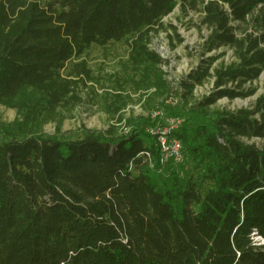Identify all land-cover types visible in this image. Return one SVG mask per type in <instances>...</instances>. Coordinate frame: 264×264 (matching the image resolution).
I'll return each instance as SVG.
<instances>
[{
    "label": "trees",
    "instance_id": "trees-1",
    "mask_svg": "<svg viewBox=\"0 0 264 264\" xmlns=\"http://www.w3.org/2000/svg\"><path fill=\"white\" fill-rule=\"evenodd\" d=\"M197 2L0 0V104L18 111L0 122V264H264V143L253 141L264 138V84L249 108L214 107L257 93L264 0H201L202 61L174 88L150 43L177 4ZM114 41L128 44L139 86L177 99L166 115L182 121L169 134L181 160L163 161L160 117L128 120L126 133L43 132L91 79L86 51ZM221 48L234 59L212 67Z\"/></svg>",
    "mask_w": 264,
    "mask_h": 264
},
{
    "label": "rangeland",
    "instance_id": "rangeland-1",
    "mask_svg": "<svg viewBox=\"0 0 264 264\" xmlns=\"http://www.w3.org/2000/svg\"><path fill=\"white\" fill-rule=\"evenodd\" d=\"M50 1L40 0L42 5ZM197 1V9L191 8L187 3L186 10H183L180 4H177L174 10L163 19L167 29L155 34L150 43L151 49L166 60L161 68L165 78L174 88L177 87V81L183 75L201 64V46L205 36L210 32L203 24L202 2ZM169 24H173L176 31L169 28ZM238 33L240 34L239 30ZM215 54H219L220 57L213 62L212 67L228 64L234 59L232 50L229 48H221L208 53L207 56ZM128 58L129 46L125 41H114L104 46L92 44L85 54L91 79L80 84L76 91L78 101L61 106L54 117L44 123L43 132L47 135L76 139L82 138L87 129L103 131L114 126L119 132L126 133L130 130L127 121L140 117H160L161 121H158V125L162 128L166 127L167 120L173 118L166 115V108L168 105L175 106L177 99L167 95L160 98L152 97L155 89H145L137 84L136 79L139 77L130 70ZM263 84L264 71L254 82L258 88L255 95L233 100L222 98L214 107L226 110L249 108L263 91ZM212 85L213 78L210 77L203 85L197 86L196 96L207 94ZM17 117V109L0 104V122L9 123ZM149 130L152 131L151 127ZM253 141L261 145L264 143V138H256ZM160 143L163 161L182 159V152L179 159L174 156L164 159L167 151L161 140ZM164 145L168 147L167 143ZM255 240L258 243L264 242L260 237H256Z\"/></svg>",
    "mask_w": 264,
    "mask_h": 264
},
{
    "label": "built area",
    "instance_id": "built-area-1",
    "mask_svg": "<svg viewBox=\"0 0 264 264\" xmlns=\"http://www.w3.org/2000/svg\"><path fill=\"white\" fill-rule=\"evenodd\" d=\"M181 124V119L178 117H173L167 120L166 127L162 128L159 126L157 128V132L160 134V140L163 144L164 149L167 151V154L164 159H168L170 156H174L175 158L179 159L181 157L182 152V143L177 138H170L169 134L174 129H176ZM153 131V130H152ZM168 144L166 148L164 144Z\"/></svg>",
    "mask_w": 264,
    "mask_h": 264
},
{
    "label": "bare ground",
    "instance_id": "bare-ground-1",
    "mask_svg": "<svg viewBox=\"0 0 264 264\" xmlns=\"http://www.w3.org/2000/svg\"><path fill=\"white\" fill-rule=\"evenodd\" d=\"M262 239V238H261Z\"/></svg>",
    "mask_w": 264,
    "mask_h": 264
}]
</instances>
